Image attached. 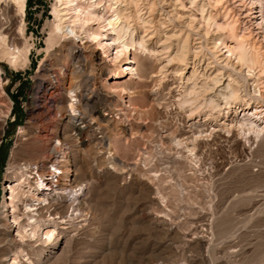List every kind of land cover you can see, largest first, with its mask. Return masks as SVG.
<instances>
[{"label":"bare ground","instance_id":"1","mask_svg":"<svg viewBox=\"0 0 264 264\" xmlns=\"http://www.w3.org/2000/svg\"><path fill=\"white\" fill-rule=\"evenodd\" d=\"M25 2L0 0V19L8 20L11 8L21 38ZM51 15L49 47L55 39L73 56L88 50L95 59L117 64L109 77L113 83L129 77L111 91L128 94L132 84L153 82L150 108L163 129L156 152L160 169L149 171L154 179L166 174L183 195L185 175L204 180L205 166L210 177L223 164L229 171L235 162L251 164L259 157L264 163V0H53ZM10 45L0 32V59L12 68L26 63L24 42ZM68 93L63 130L43 148L20 140L8 157L0 196V264H58L62 243L89 216L71 139L94 127L81 110L87 103H79L73 89ZM24 131L20 127L17 134H29ZM96 143L104 145L102 138Z\"/></svg>","mask_w":264,"mask_h":264},{"label":"rangeland","instance_id":"2","mask_svg":"<svg viewBox=\"0 0 264 264\" xmlns=\"http://www.w3.org/2000/svg\"><path fill=\"white\" fill-rule=\"evenodd\" d=\"M52 3L26 0L23 38L11 8L8 20L0 19L10 46L24 42L29 48L28 61L16 68L0 59V196L14 144L30 141L43 148L63 130L68 89H73L79 103H87L81 108L86 119L98 129L83 128L71 139L89 216L62 243L58 264H264V163L246 158L247 166L234 161L229 171L223 164L211 178L205 166L204 180L185 175L183 195L166 174L158 180L150 176L160 169L156 152L163 133L150 108L153 82L132 84L128 94L111 91L129 78L113 83L109 77L117 64L95 59L88 50L73 56L55 39L49 47ZM20 127L29 134H17ZM100 138L104 147L96 143Z\"/></svg>","mask_w":264,"mask_h":264}]
</instances>
